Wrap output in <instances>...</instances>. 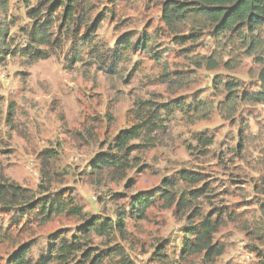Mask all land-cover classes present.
<instances>
[{"label": "rangeland", "instance_id": "rangeland-1", "mask_svg": "<svg viewBox=\"0 0 264 264\" xmlns=\"http://www.w3.org/2000/svg\"><path fill=\"white\" fill-rule=\"evenodd\" d=\"M6 1L0 24L15 23L10 33L19 50L38 0ZM93 1L89 23L101 16L94 41L100 50L108 47L106 55L64 39L45 59L19 54L0 63V184H16L24 195L5 203L0 187V264L25 249L27 264H58L51 255L61 238L81 248L66 264L81 263L85 252L91 253L85 264L95 257L98 264H264V101L246 99L262 91V65L235 35H215L196 12L172 32L162 19L165 0ZM62 10L53 17L55 35L65 27ZM145 35L150 40L143 43ZM74 47L79 61L70 60ZM228 82L235 84L233 109ZM151 108L158 110L159 128L142 130L129 150L119 151L125 169L95 175V161L116 153L118 133L142 124ZM181 171L199 182L179 179ZM167 181L175 183L172 203L156 191ZM154 190L145 217L126 218L123 234L83 229L92 218L114 223L132 196ZM189 190L202 195L179 208V194ZM31 197L72 201L82 215L45 219L38 206H19ZM209 214L222 215L213 240L223 250L212 260L185 250L191 226Z\"/></svg>", "mask_w": 264, "mask_h": 264}, {"label": "trees", "instance_id": "trees-1", "mask_svg": "<svg viewBox=\"0 0 264 264\" xmlns=\"http://www.w3.org/2000/svg\"><path fill=\"white\" fill-rule=\"evenodd\" d=\"M37 2V6L28 13L29 18L34 20V24L29 29L25 28L21 30L26 37V43L23 48L20 47L19 50L17 49L18 45L14 43V38L10 33V27H14L15 23L12 22L9 25L0 24V63L3 62L6 57L19 54L31 60L45 59L50 55L47 49L49 47L53 48L56 44L61 46L64 39L70 40L74 46L85 45L86 48L89 47V49H87L88 53L97 54L103 52V55L108 53V47L100 50L102 46L94 41L95 26H99L100 22L98 23V20L101 16L99 15L93 24L89 23L94 1L38 0ZM6 3V0H0V11ZM60 7L63 8L62 17L65 27L63 31L61 30V32H63L62 35L61 33L55 35L52 30L55 19L53 17ZM190 12H196L204 21H209L211 25H213V33L215 35H220L221 37H224L226 34L235 35L244 50H247V55L252 56V58L260 62L262 66L258 72L257 80L262 91L249 94L246 99L263 102L264 57L262 54L264 52V0H165L162 7V19L165 25L175 33L178 26L185 22ZM81 28H83V32L79 35ZM190 37L192 41H195L194 34H191ZM177 39L179 40L178 42L185 43L187 37L178 36ZM149 40V36L146 35L141 39L143 43ZM122 44H124L125 47L130 45L127 39ZM40 46L46 47V50H42ZM143 47L145 48V46ZM70 51V60H81L77 48H71ZM212 63V65H214V60ZM227 84V107L233 109L237 102L236 95L232 92V88L235 84L231 83L229 85V82ZM165 108L168 110L167 106H165ZM157 111L158 110L154 111V108L148 109L147 116L142 124L135 125L129 130L120 131L113 142L116 153L106 154L96 160L92 166V172L100 176L103 172L114 174L115 172H120L125 169L126 162L122 156H118L119 151L121 152L122 149L129 150V141L139 138L142 130H145L144 133H146V131H154V127L159 128V126L156 125L157 119H159ZM204 142L210 143L211 141L205 138ZM142 145L145 144H141V146ZM240 150L241 149L238 148V151ZM179 179L191 184L199 182L198 178L193 177L191 173L186 171H181ZM164 186L166 187L156 191H162L160 195L164 200L170 203L174 202L173 199L175 198L172 195L171 189L175 187V183L167 181L164 183ZM0 187L2 188V184H0ZM2 189H4L3 194L6 199L4 201L5 203L13 202L18 198L24 197V195L21 194L23 190L16 184L9 183ZM201 195L202 193L200 190H189L187 193L182 191L179 194L178 207L185 209L192 206L191 201H195ZM155 196V190L146 193H138L131 197L127 205V210L123 208V210L118 213V217L114 223H112L110 219L99 220L97 218H92L83 229L88 233L98 231L101 235H106L112 232L113 229H116L123 234L126 218H131L133 220L143 219L146 210L154 202ZM19 206H23L30 210L38 206L40 214L45 219L49 218L52 213L58 212H65L77 216L82 215V208L74 205L72 201L62 202L58 200L52 202L45 198H37L35 200L31 197L27 199L23 205ZM260 211L264 213V204L260 207ZM195 214L199 216V211H196ZM228 215L230 216L231 214ZM219 216L222 215L219 214L213 218V216L209 214L203 217L198 225L191 226L189 233L193 236V239L192 242L189 241L190 239L186 241L185 250L187 253H203L206 260H212L215 256L221 254L223 246H218L213 240V235L218 230L220 224L218 220ZM262 233L264 234V229ZM261 238L264 239L263 236ZM77 249H81L78 241L68 242L66 238H61L55 248V253L52 254L51 257H54V259L58 261V264H66ZM162 249V245L157 248V256H162L160 253ZM27 252L28 250L25 249L21 253L15 255L11 259V264H27ZM262 256L264 257V252ZM90 257L91 253L85 252L81 263L76 264H85ZM100 261L101 259H96L95 257L90 264H98L97 262ZM36 264H44V262L40 260Z\"/></svg>", "mask_w": 264, "mask_h": 264}]
</instances>
